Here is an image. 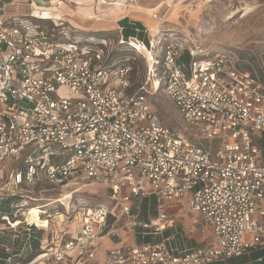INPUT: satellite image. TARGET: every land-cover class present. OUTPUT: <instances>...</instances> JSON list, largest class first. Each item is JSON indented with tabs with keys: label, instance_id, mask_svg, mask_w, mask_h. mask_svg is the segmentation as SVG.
Returning <instances> with one entry per match:
<instances>
[{
	"label": "built area",
	"instance_id": "1",
	"mask_svg": "<svg viewBox=\"0 0 264 264\" xmlns=\"http://www.w3.org/2000/svg\"><path fill=\"white\" fill-rule=\"evenodd\" d=\"M13 4L0 0V163L24 158L25 167L11 174L8 196L42 180L58 190L83 180L104 186L110 201L85 207L80 228L36 260L213 264L264 248V82L254 69L210 57L199 37L165 29L154 12L147 42L119 40L151 59L134 91L133 68L113 59L108 39L72 40L40 24L55 21L50 14L26 16ZM160 72L184 129L165 126L142 92ZM145 204L155 214L145 216ZM175 204L201 217L210 243L187 245ZM112 217L126 228H111ZM26 222L29 232L38 226ZM117 231L133 241L104 247Z\"/></svg>",
	"mask_w": 264,
	"mask_h": 264
},
{
	"label": "rangeland",
	"instance_id": "2",
	"mask_svg": "<svg viewBox=\"0 0 264 264\" xmlns=\"http://www.w3.org/2000/svg\"><path fill=\"white\" fill-rule=\"evenodd\" d=\"M4 1L14 3L9 6L11 11L21 12L26 16L38 15L36 10L50 9L57 17L56 20L40 24L46 29L66 28V33L72 40L84 41L89 36H107L108 40L110 39L108 51H113V59H125L133 68L134 91L139 90L146 81L150 60L147 64L142 56L120 45L118 22L122 17H130L142 22L145 27L154 29L159 26L152 18L154 12L166 20L165 29L178 31L181 35L191 33L199 37L205 49L210 52V57L231 56L240 69H254L260 78L264 79V0ZM159 78V83L143 87L142 92L149 96L158 118L165 126L184 129L185 125L178 110L164 91L165 82L161 72ZM57 95L66 96L68 92L66 89H60ZM204 145L208 143L204 142ZM24 167V158L20 161L9 159L0 163V197L6 198L12 192L6 188H12L11 174L13 171L23 170ZM14 192L22 198L20 203L12 206L15 208L14 218L17 221L0 217V252L12 254L9 260L11 264H57L45 263L36 260L37 258L31 262L34 255L24 256L25 250H22V246L24 241L30 238V232L26 230L27 219L29 223H36L39 227L34 226L37 233H41V251L52 253L80 228V213L85 207L110 204L109 192L104 186L83 180L72 182L63 190L55 189L46 180H42ZM148 210L145 216L155 214L154 210ZM170 215L175 220L176 231L187 243L191 240L192 247L213 240L210 229L205 227L199 215L186 209L179 212L177 208L171 211ZM109 223L111 228L118 230L126 228L127 220L125 217H112ZM37 233L31 235L37 236ZM131 236L117 231V235L109 238L104 247L122 244L120 242H124L127 237L133 241Z\"/></svg>",
	"mask_w": 264,
	"mask_h": 264
},
{
	"label": "trees",
	"instance_id": "3",
	"mask_svg": "<svg viewBox=\"0 0 264 264\" xmlns=\"http://www.w3.org/2000/svg\"><path fill=\"white\" fill-rule=\"evenodd\" d=\"M119 28H120V37H123L125 41H128L130 38H137L139 40H145L146 42L148 41V37L146 35V30L147 27L145 25L138 21L131 19L130 17H124L118 22ZM119 37V40H120ZM99 38H105L108 39L107 36L99 37ZM110 40V39H109ZM247 70H252L251 68H248ZM261 80L264 82V79L261 78ZM22 201V198L19 196H7L6 198H1L0 197V217L1 218H8L11 221H17L14 218V210L12 206L20 203ZM148 210V205L143 206V213L146 214ZM28 227L26 228V230ZM32 230L30 231L29 235L30 238L26 239L24 241V245L22 246V250H25V255H34V258H32L31 262L41 254V238L40 234L37 233V229L35 227L31 228ZM31 233H37V236L31 235ZM173 233V230H168L166 231L165 235L169 236ZM4 244V243H2ZM20 255V254H17ZM11 255H8L6 253L0 252V264H11L9 262ZM213 264H264V248H258L255 250L250 251L249 253L238 257L234 258L231 260H228L226 262H220V263H213Z\"/></svg>",
	"mask_w": 264,
	"mask_h": 264
},
{
	"label": "crops",
	"instance_id": "4",
	"mask_svg": "<svg viewBox=\"0 0 264 264\" xmlns=\"http://www.w3.org/2000/svg\"><path fill=\"white\" fill-rule=\"evenodd\" d=\"M123 18V17H122ZM157 28H154V29H150L151 31H155ZM178 209L179 210V212H182V210L183 209H185V207H183L182 205H180V204H175V205H171L170 207H169V212L171 213V211H174L175 209ZM177 230V229H176ZM177 232V231H176ZM125 235V234H124ZM126 236V235H125ZM130 238V237H129ZM132 242V239L130 238V239H128V237H127V239H124V242H122V243H131ZM190 242H191V240L187 243V241H186V243H187V245L188 246H191L192 244H190ZM108 243V242H107Z\"/></svg>",
	"mask_w": 264,
	"mask_h": 264
},
{
	"label": "bare ground",
	"instance_id": "5",
	"mask_svg": "<svg viewBox=\"0 0 264 264\" xmlns=\"http://www.w3.org/2000/svg\"><path fill=\"white\" fill-rule=\"evenodd\" d=\"M42 11L45 12L44 15L46 16L47 19L49 18V17H48L49 14H50L51 16H53L54 18H57V17L54 16V13H53L50 9H48V8H45V9H43ZM36 12H40V10H36ZM149 60H151L150 57H149ZM150 63H151V61H150Z\"/></svg>",
	"mask_w": 264,
	"mask_h": 264
}]
</instances>
